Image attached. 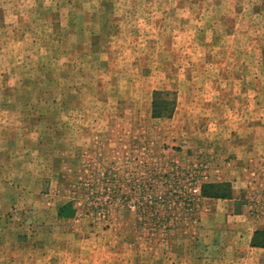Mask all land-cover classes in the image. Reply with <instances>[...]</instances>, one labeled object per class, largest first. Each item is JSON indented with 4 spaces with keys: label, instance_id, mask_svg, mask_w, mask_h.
<instances>
[{
    "label": "rangeland",
    "instance_id": "rangeland-1",
    "mask_svg": "<svg viewBox=\"0 0 264 264\" xmlns=\"http://www.w3.org/2000/svg\"><path fill=\"white\" fill-rule=\"evenodd\" d=\"M262 206L264 0H0V264H264Z\"/></svg>",
    "mask_w": 264,
    "mask_h": 264
},
{
    "label": "trees",
    "instance_id": "trees-1",
    "mask_svg": "<svg viewBox=\"0 0 264 264\" xmlns=\"http://www.w3.org/2000/svg\"><path fill=\"white\" fill-rule=\"evenodd\" d=\"M154 118H170L173 116L176 107V95L174 93L156 91L154 93L153 101ZM201 197L205 199H223L228 200L232 198V191L230 184H202ZM59 217L62 219H69L74 217L72 203L65 205L59 209ZM251 247L264 249V229L257 230L252 238Z\"/></svg>",
    "mask_w": 264,
    "mask_h": 264
},
{
    "label": "built area",
    "instance_id": "built-area-1",
    "mask_svg": "<svg viewBox=\"0 0 264 264\" xmlns=\"http://www.w3.org/2000/svg\"><path fill=\"white\" fill-rule=\"evenodd\" d=\"M189 194L194 196V197H199L201 196V184H194L191 185L190 189H189ZM256 214H254L256 216V218H261L262 215H264V206L261 207V209H257L256 208Z\"/></svg>",
    "mask_w": 264,
    "mask_h": 264
},
{
    "label": "crops",
    "instance_id": "crops-1",
    "mask_svg": "<svg viewBox=\"0 0 264 264\" xmlns=\"http://www.w3.org/2000/svg\"><path fill=\"white\" fill-rule=\"evenodd\" d=\"M237 217H242L241 215H238ZM257 229H254L253 232L251 233L250 237H249V242H251L252 238H253V234L255 231L257 230H261V229H264V220H262L261 222H259L257 225H256ZM239 228H243L244 229V226L243 225H240ZM239 234H242V229L241 231L239 232ZM251 250H262L264 251L263 248H251ZM62 254V253H61ZM57 260L54 258V257H51L50 258V264H57L56 262Z\"/></svg>",
    "mask_w": 264,
    "mask_h": 264
}]
</instances>
